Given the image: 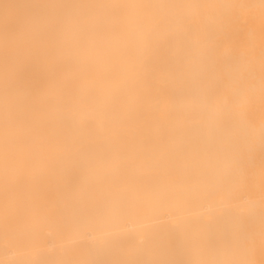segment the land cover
<instances>
[{"label":"bare ground","instance_id":"1","mask_svg":"<svg viewBox=\"0 0 264 264\" xmlns=\"http://www.w3.org/2000/svg\"><path fill=\"white\" fill-rule=\"evenodd\" d=\"M0 264H264V0H0Z\"/></svg>","mask_w":264,"mask_h":264}]
</instances>
